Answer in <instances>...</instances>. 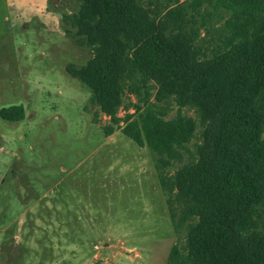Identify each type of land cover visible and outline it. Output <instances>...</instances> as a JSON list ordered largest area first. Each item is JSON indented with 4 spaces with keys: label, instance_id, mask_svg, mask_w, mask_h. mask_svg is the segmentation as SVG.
<instances>
[{
    "label": "trees",
    "instance_id": "16d2710c",
    "mask_svg": "<svg viewBox=\"0 0 264 264\" xmlns=\"http://www.w3.org/2000/svg\"><path fill=\"white\" fill-rule=\"evenodd\" d=\"M77 2L63 32L92 57L66 73L109 119L107 136L149 151L177 235L166 264H264V0ZM126 95L136 103L120 118ZM170 99L198 123L166 119L158 104ZM24 117L22 105L0 109L3 121ZM198 126L192 160L170 175Z\"/></svg>",
    "mask_w": 264,
    "mask_h": 264
},
{
    "label": "rangeland",
    "instance_id": "374dc122",
    "mask_svg": "<svg viewBox=\"0 0 264 264\" xmlns=\"http://www.w3.org/2000/svg\"><path fill=\"white\" fill-rule=\"evenodd\" d=\"M77 1L0 0V109L25 110L23 121L0 119V264H166L177 235L149 151L119 130L107 136L109 119L65 71L92 57L63 32ZM158 105L198 123L171 99ZM199 131L170 175L192 160Z\"/></svg>",
    "mask_w": 264,
    "mask_h": 264
},
{
    "label": "crops",
    "instance_id": "0c3cea01",
    "mask_svg": "<svg viewBox=\"0 0 264 264\" xmlns=\"http://www.w3.org/2000/svg\"><path fill=\"white\" fill-rule=\"evenodd\" d=\"M72 66V65H71ZM74 68H76V67H74ZM79 68H81V67H79ZM65 71H66V68H65ZM70 76V75H69ZM72 79H76V78H74V77H72V76H70ZM77 80V79H76ZM91 98V97H90ZM24 108V107H23ZM25 111V110H24Z\"/></svg>",
    "mask_w": 264,
    "mask_h": 264
}]
</instances>
